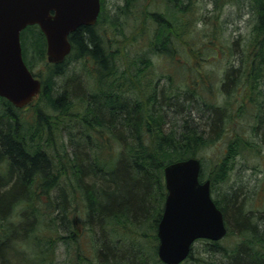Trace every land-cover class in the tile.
<instances>
[{
	"label": "trees",
	"instance_id": "obj_1",
	"mask_svg": "<svg viewBox=\"0 0 264 264\" xmlns=\"http://www.w3.org/2000/svg\"><path fill=\"white\" fill-rule=\"evenodd\" d=\"M105 1L96 25L72 33L73 52L62 64L47 61L38 26L21 34L25 62L43 86L24 109L0 97V264L10 239L37 247L31 264H52L58 241L72 248L71 264H163L157 228L167 197L164 168L191 157L202 162L200 181L210 180L228 234L199 240L204 252L193 249L183 264H264V211L250 209L232 179L238 158H255L264 145V0H211L213 11L234 5L252 22L248 39L229 36L223 45L229 64L220 81L204 75L197 58L209 48L192 41L202 22L195 2L168 0L165 14L152 11V43L131 58L141 32L121 58L96 32ZM138 1L116 6L109 21L116 32ZM203 21L220 39L219 15ZM179 46L181 64L158 74L153 60L176 66ZM72 59L84 75L68 76ZM41 65L46 74L35 70ZM243 90L248 100L240 99ZM228 136L221 154L206 156Z\"/></svg>",
	"mask_w": 264,
	"mask_h": 264
},
{
	"label": "water",
	"instance_id": "obj_2",
	"mask_svg": "<svg viewBox=\"0 0 264 264\" xmlns=\"http://www.w3.org/2000/svg\"><path fill=\"white\" fill-rule=\"evenodd\" d=\"M101 0H0V97L17 108L28 105L42 84L23 58L21 34L39 26L47 41V60L61 64L72 51L70 36L82 26H94ZM198 158L164 168L167 197L158 225V256L165 264H180L200 239L220 241L228 233L223 212L211 195L210 181H200Z\"/></svg>",
	"mask_w": 264,
	"mask_h": 264
},
{
	"label": "rangeland",
	"instance_id": "obj_3",
	"mask_svg": "<svg viewBox=\"0 0 264 264\" xmlns=\"http://www.w3.org/2000/svg\"><path fill=\"white\" fill-rule=\"evenodd\" d=\"M197 4L195 7V16L194 18L202 19V22H198V29H195V32L192 35V41L201 44L207 45L209 49H205L204 55L197 57L198 61L201 63V69L204 75H212L214 81H220L222 74L225 73V68L229 64L227 62V57L222 54L221 49L224 48V44L228 41V37L232 36L236 38L241 36L242 38H247L250 35L252 22L251 16H249L246 11L238 9L234 5H228L222 12L213 11V6L210 3L211 0H192ZM123 0H106L105 1V18L102 23L96 27V32L99 35L103 34L105 38V45L108 46L112 53H116L119 50L120 57L123 58L122 51L127 48L130 43L142 32V41H136V45L131 48L132 54L131 58H134L135 55H138L137 50L150 46V41L152 43L153 31L156 28L153 17H151V12L156 11L162 14H165L166 7L169 5L168 0H139L137 2V12H133L131 19L128 21L129 24L124 29L120 31H115L112 24L109 22L113 14L115 13L116 6H122ZM144 9V11H142ZM219 15L218 25H216L218 35L220 39H212V28L206 26L203 18L210 19L214 18L216 15ZM223 28V31H222ZM212 30V31H211ZM152 38V39H151ZM188 46V45H187ZM184 48L179 46L177 49V58L176 66L171 64L172 61L169 59H154L153 64L158 74L165 73L169 68L172 70L178 68V65L181 64L179 55L180 50ZM204 59V60H203ZM201 60V61H200ZM68 67L69 70L68 76L73 74H83L81 71V63L75 62L76 60H70ZM75 62V63H74ZM183 62V61H182ZM172 65V66H171ZM37 72L47 73V69L44 66H38L35 68ZM200 70V69H199ZM213 73V74H211ZM193 75H197L196 71L192 72ZM84 75V74H83ZM80 76V75H79ZM63 79H57L58 83H61ZM57 95V93H54ZM248 91H241L240 99L248 100ZM39 100V96L35 99L33 104H36ZM32 108L27 109L21 114L30 115L32 113ZM231 136V135H230ZM231 138L226 139V141L219 142L215 147L209 150L206 156L215 157V154H221L222 151L227 147V144ZM237 166L233 174V180L237 181V186L243 187V192H246L245 198L248 199L247 204L250 209L257 212L264 211V145L261 148L259 155L257 157L245 160L243 158H238ZM212 166V165H211ZM258 178V181L255 178ZM227 186V185H226ZM224 185V188H226ZM244 195V194H243ZM234 240V239H232ZM18 241V240H17ZM10 239L7 244L9 247L5 246L2 250L6 264H31L34 263L35 258L37 257L38 249L34 245H28L26 242L20 240L22 246H19V242ZM10 244V245H9ZM58 248L55 254V260L52 264H71L74 255L73 252H69L72 248L66 249L63 241H58ZM88 249V247H87ZM205 250V245L198 241L194 245L195 255L201 254ZM186 264H192L187 262Z\"/></svg>",
	"mask_w": 264,
	"mask_h": 264
},
{
	"label": "bare ground",
	"instance_id": "obj_4",
	"mask_svg": "<svg viewBox=\"0 0 264 264\" xmlns=\"http://www.w3.org/2000/svg\"><path fill=\"white\" fill-rule=\"evenodd\" d=\"M103 6H104V4H101V12H100V15L102 14V8H103ZM99 20V19H98ZM97 23H98V21H97ZM96 23V24H97ZM72 35V34H71ZM71 42V41H70ZM71 44H72V42H71ZM72 52H73V44H72ZM71 55V54H70ZM70 55H68L67 57H66V59L70 56ZM66 59L64 60V62L66 61ZM63 62V63H64ZM43 82L41 81V84H42ZM42 86H43V84H42ZM11 103V102H10ZM32 103H34V102H30L29 104H28V106L30 105V104H32ZM12 104V103H11ZM200 160V159H199ZM201 161V160H200ZM201 164H202V162H201ZM212 198H213V200L215 201V199H214V197H213V195H212ZM216 203V202H215ZM164 212V211H163ZM163 216V215H162ZM161 221V220H160ZM160 223V222H159ZM159 225V224H158ZM227 226V225H226ZM228 228V227H227ZM157 231H158V228H157ZM228 234V233H227ZM227 236V235H226ZM226 236L223 238V239H225L226 238ZM157 237H158V235H157ZM222 239V240H223ZM200 240H207V239H200ZM222 240H220V241H222ZM199 240H197L196 242H198ZM207 241H211V240H207ZM195 242V243H196ZM212 242H219V241H212ZM195 243L192 245V251H193V249H194V245H195ZM192 251H191V253H192ZM157 255H158V253H157ZM191 255V254H190ZM158 258H159V256H158ZM189 258V257H188ZM187 258V259H188ZM186 259V260H187ZM159 260L161 261V259L159 258ZM185 260V261H186ZM185 261H183L182 263H180V264H183V263H185ZM163 264H165L163 261H161Z\"/></svg>",
	"mask_w": 264,
	"mask_h": 264
},
{
	"label": "flooded vegetation",
	"instance_id": "obj_5",
	"mask_svg": "<svg viewBox=\"0 0 264 264\" xmlns=\"http://www.w3.org/2000/svg\"><path fill=\"white\" fill-rule=\"evenodd\" d=\"M101 2H102V4H103V0H101ZM47 45V44H46ZM46 50H47V48H46Z\"/></svg>",
	"mask_w": 264,
	"mask_h": 264
}]
</instances>
